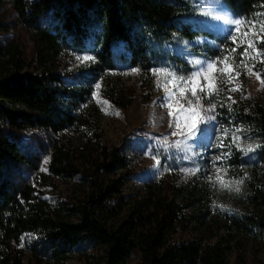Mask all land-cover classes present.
I'll list each match as a JSON object with an SVG mask.
<instances>
[{"label":"trees","instance_id":"1","mask_svg":"<svg viewBox=\"0 0 264 264\" xmlns=\"http://www.w3.org/2000/svg\"><path fill=\"white\" fill-rule=\"evenodd\" d=\"M221 1L247 19L264 12V0ZM3 2L11 6L17 23L28 29L32 46L29 55L12 46L7 61L13 67L0 64V264H23L25 251L43 264H64L83 243L100 247L101 264H127L134 251L139 264H225L227 244L196 238L171 240L176 226L188 220L177 196L192 199V189L168 194L160 185L149 183L120 217L123 202L117 197L125 178L119 171L127 164L120 147L101 146L82 134L83 145L73 149L57 137L64 130L75 133L90 127L80 107L90 96L88 81L106 69L124 60L145 67L152 39L161 43L173 36L190 40L198 34H214L183 22L189 11L183 0ZM214 38L222 42L221 37ZM62 51L94 57L80 71V79L87 82L64 83L55 71ZM185 52L175 57L188 66ZM214 54L211 49L209 56ZM233 110L234 120L255 130L263 140L255 161L239 154L233 160L245 167L243 203L264 210V104L249 99L245 108L233 106ZM26 128L54 135L43 151L42 183L47 177L78 179V193L56 207L41 196L33 181L17 178L23 167L36 169L34 159L14 135ZM227 219L235 231L247 232L254 225L264 232L261 217L245 212L243 219Z\"/></svg>","mask_w":264,"mask_h":264},{"label":"rangeland","instance_id":"2","mask_svg":"<svg viewBox=\"0 0 264 264\" xmlns=\"http://www.w3.org/2000/svg\"><path fill=\"white\" fill-rule=\"evenodd\" d=\"M183 1L189 9L188 13L184 14L183 22L189 23L191 28L212 32L214 36L221 37L222 42L207 34H198L190 40L173 36L161 43L152 39L151 52L145 67L131 66L124 60L116 68L106 69L96 79L88 81L91 87L90 96L82 103L80 110H83L90 127L75 133L64 130L57 137L73 149L83 145L82 134L91 137L90 140L97 141L101 146L120 147L127 162L126 167L119 171L125 178L117 197L123 202L119 209L120 217L134 195H142L149 183L160 185L161 190L168 194L179 188H190L193 190L192 199L177 196L188 220L186 224L184 221L176 226L171 240L196 238L203 243L219 241L228 245L225 249V264H264V232L254 225L247 232L235 231L227 219L228 216L243 219L245 212L264 219V210L243 203L244 180L239 192L224 189L218 180V177L224 182L243 179V174H246L245 167L234 162L235 155L239 154L249 161L256 160V151L263 145V140L255 130L235 121L232 111L233 106L238 109L245 108L249 99L264 104V88H261L255 75L249 77L242 74L237 83L243 86V93L225 90L212 100L216 107L214 112L208 115L214 119L201 125L204 131L195 140L188 141L192 147L187 150L183 146L174 147L176 142L183 141L184 137L171 135L174 129L169 127V123L173 118L168 115V109L162 106L165 103V91L163 88H157V79L150 71L166 68L178 76L188 77L197 70L194 61H213L222 56L225 47H234L227 39L228 25L212 16H204L200 9L193 6V0ZM218 3L233 17L244 18L221 0H218ZM12 46L29 55L31 36L26 27L17 23L11 6L3 2L0 3V64L13 67V63L7 61L10 54L8 49ZM211 49L215 50L213 56H209ZM182 50L186 51L184 54L187 56L188 66L175 57ZM84 56L90 54L62 51L57 56L55 71L64 77L65 84L77 86L87 82L80 79V71H84L90 63L78 59ZM259 67L261 65L258 64L257 68ZM134 69H139V73H134ZM220 79L223 81L224 77ZM98 83L99 90L95 87ZM231 86L234 85H229ZM221 87L224 85L221 84ZM228 96H231L232 100H228ZM233 100L236 103H232ZM122 102L124 104H121ZM172 103L174 107H178L175 100ZM208 103L205 99V107ZM237 128L245 130L237 133L242 137L238 141L239 147L232 143L231 139V132ZM221 129L230 131L223 141L224 146L218 147L217 138L222 136ZM14 135L18 138L20 147L28 157L34 159L36 165V169H21V174L17 176L21 182L33 181L41 196L52 207L78 193L77 178L63 180L47 177L44 183L39 179V172L44 170L46 162L43 151L52 141V133L26 128L15 131ZM165 140L169 143L164 144ZM249 145L255 150L244 151ZM257 145L259 147H256ZM75 156L78 163L79 156ZM216 157L222 158L217 160ZM156 159L160 162L158 167ZM101 263L100 247L83 243L74 248L64 264ZM126 263L139 264L137 251L127 258ZM23 264L43 262L38 261L29 251H25Z\"/></svg>","mask_w":264,"mask_h":264},{"label":"snow or ice","instance_id":"3","mask_svg":"<svg viewBox=\"0 0 264 264\" xmlns=\"http://www.w3.org/2000/svg\"><path fill=\"white\" fill-rule=\"evenodd\" d=\"M193 6L200 9L204 16H212L228 25L227 39L234 47H225L222 56L213 61H194L197 70L188 77L178 76L166 68L150 70L157 79V88H163L165 91V103L162 106L168 109V115L173 118L169 123V127L174 129L171 135L184 137V140L177 141L174 147L183 146L187 150L192 147L188 141L195 140L204 131L201 125L214 119L208 115L214 112L216 107L212 100L225 90L243 93V86L237 83L242 74L249 77L255 75L261 88H264V47H262L264 46V12L257 13L252 19L235 18L218 3V0H193ZM78 59L81 62H88L94 57L84 56ZM258 64L261 67L257 68ZM139 71V69L133 70L134 73H139ZM220 77H224L223 81ZM221 84L224 87H221ZM229 85L234 86L229 87ZM95 87L99 90L100 84L98 83ZM205 99L209 101L207 107L204 104ZM227 99L232 100V97L228 96ZM173 100L178 107H174ZM232 103L236 101L233 100ZM229 131V129H221L222 136L217 138L218 147L224 146L223 141L228 137ZM243 131L245 130L237 128L231 132L232 143L237 147L240 146L238 141L242 139L237 133ZM163 143L168 144L169 142L165 140ZM243 150L252 152L255 148L249 145ZM221 158L216 157L217 160ZM159 163L156 159L157 167ZM218 180L224 189L235 192L240 191V185L243 183V179L224 182L218 177Z\"/></svg>","mask_w":264,"mask_h":264}]
</instances>
